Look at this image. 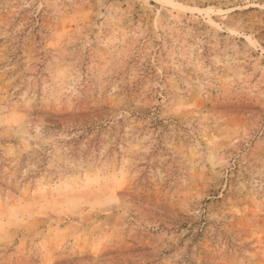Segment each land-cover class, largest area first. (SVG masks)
Listing matches in <instances>:
<instances>
[{"label":"rangeland","instance_id":"1","mask_svg":"<svg viewBox=\"0 0 264 264\" xmlns=\"http://www.w3.org/2000/svg\"><path fill=\"white\" fill-rule=\"evenodd\" d=\"M0 264H264V0H0Z\"/></svg>","mask_w":264,"mask_h":264}]
</instances>
